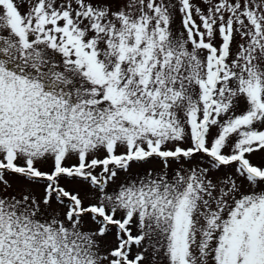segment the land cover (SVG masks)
I'll use <instances>...</instances> for the list:
<instances>
[{
	"label": "snow or ice",
	"instance_id": "1",
	"mask_svg": "<svg viewBox=\"0 0 264 264\" xmlns=\"http://www.w3.org/2000/svg\"><path fill=\"white\" fill-rule=\"evenodd\" d=\"M0 264H264V0H0Z\"/></svg>",
	"mask_w": 264,
	"mask_h": 264
},
{
	"label": "rangeland",
	"instance_id": "2",
	"mask_svg": "<svg viewBox=\"0 0 264 264\" xmlns=\"http://www.w3.org/2000/svg\"><path fill=\"white\" fill-rule=\"evenodd\" d=\"M180 23L179 17H177L176 25L178 26ZM145 167H149V165H145ZM158 170V169H157Z\"/></svg>",
	"mask_w": 264,
	"mask_h": 264
}]
</instances>
